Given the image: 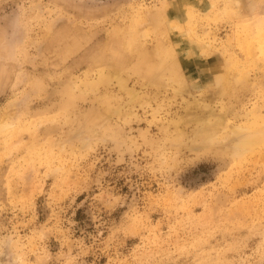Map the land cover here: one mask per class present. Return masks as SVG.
Instances as JSON below:
<instances>
[{
	"label": "rangeland",
	"instance_id": "374dc122",
	"mask_svg": "<svg viewBox=\"0 0 264 264\" xmlns=\"http://www.w3.org/2000/svg\"><path fill=\"white\" fill-rule=\"evenodd\" d=\"M154 14L185 33L183 86L135 74L128 33L169 44ZM262 17L264 0H0V264H264V142L233 159L184 119L264 116Z\"/></svg>",
	"mask_w": 264,
	"mask_h": 264
},
{
	"label": "bare ground",
	"instance_id": "6f19581e",
	"mask_svg": "<svg viewBox=\"0 0 264 264\" xmlns=\"http://www.w3.org/2000/svg\"><path fill=\"white\" fill-rule=\"evenodd\" d=\"M234 1L241 2L243 0ZM154 16L152 19L153 21L157 20V22H155V24L158 25L155 26L157 33L160 35H166L169 40V44L164 45L160 41L157 45L151 47L144 46L145 49H142L136 46L138 38H135V36L137 34L142 38L145 33L143 31H138V27L137 30L134 29L132 32L128 33L127 38L131 41L129 44L132 49L130 52L136 56V64L133 68L135 70V74L139 75L144 82L151 81L152 83H156L159 87H165L166 85H169L168 82L171 81H175L179 86H183L185 84L183 81L185 76L183 74L184 64L180 58V54L182 53H180L181 51H178L179 49L177 48V43L170 39V35H172L171 32H174L173 35L177 36L185 33H181L180 31H182V28L175 24H171L167 30L162 31L159 27L161 25L159 22L161 18L156 14H154ZM189 32L190 31H187V33ZM263 36L264 29H261L258 37L263 38ZM245 46L250 53L253 51L251 43H247ZM262 51L264 54V48H262ZM169 60H171V63L168 62ZM221 71V75L219 74L220 76L215 80V84L218 86L216 88L217 90L227 94L232 84L235 85L234 83L236 82L242 83V78L236 79V77L234 78V76H232L230 65L223 67ZM110 78H117L119 84L126 87L123 79L117 77L116 74L111 75ZM104 81L107 82L109 80L106 79ZM67 100V102H70L69 99ZM66 105L69 106L70 104H64V107ZM208 110L209 107L204 108V111ZM226 116V114L216 115L213 111L198 115L195 111L190 110L184 119L196 121L198 123L199 128L195 132V138H197L198 144L201 148L210 150L215 146L223 145L225 146V149H221V151H223L222 153H224L225 150L226 153H224V155H229L233 159L239 158L242 154L257 149L260 144L264 142V130L261 128V126L264 125V116H254V119L256 118L255 121H252L247 126L242 127L233 126L231 122L226 119ZM259 121H262L263 123ZM231 141H236V146L233 150H231L232 148H228L230 149L228 151L226 147H229L228 143ZM243 157L245 156L243 155Z\"/></svg>",
	"mask_w": 264,
	"mask_h": 264
},
{
	"label": "clouds",
	"instance_id": "9594fccd",
	"mask_svg": "<svg viewBox=\"0 0 264 264\" xmlns=\"http://www.w3.org/2000/svg\"><path fill=\"white\" fill-rule=\"evenodd\" d=\"M261 22H264V17L260 18Z\"/></svg>",
	"mask_w": 264,
	"mask_h": 264
}]
</instances>
